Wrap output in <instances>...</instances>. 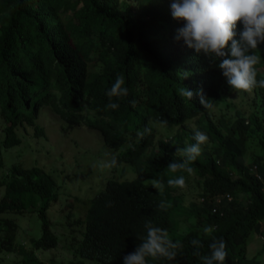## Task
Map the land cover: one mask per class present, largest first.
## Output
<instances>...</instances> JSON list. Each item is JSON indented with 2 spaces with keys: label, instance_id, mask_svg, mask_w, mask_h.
<instances>
[{
  "label": "trees",
  "instance_id": "16d2710c",
  "mask_svg": "<svg viewBox=\"0 0 264 264\" xmlns=\"http://www.w3.org/2000/svg\"><path fill=\"white\" fill-rule=\"evenodd\" d=\"M136 2L133 7L129 0H0V165L1 146L20 141L17 125H32L35 135L42 134L35 121L42 103L69 125L81 122L97 128L106 146L122 145L114 155L117 161H128L145 177L158 176L165 188L153 190L139 178H108L87 205L79 252L103 264H123L138 238L146 235V223L170 231L173 201L166 183L179 176L188 181L189 173H173L167 165L184 161L182 150L195 143L194 131L199 130L208 141L186 165L193 168L198 188L191 198L194 220L183 233H168L183 246L175 260L149 257L147 264H202L192 255L191 240L199 239L201 255H206L208 244L219 238L226 242L225 264H259L254 254L246 255L245 245L255 231L264 248V89L250 91L246 113L240 106L233 119L221 115L214 120L211 108H203L195 93L202 90L212 107L231 101L236 91L217 67L220 60L212 62L175 39L184 21L172 17V0ZM59 5L71 9L65 22ZM242 30L237 22L235 39ZM253 54L259 59L257 80L264 79V43ZM117 74L125 77L129 94L118 101L119 109L110 110L105 93ZM182 88L194 93L191 101L181 95ZM133 100L135 106L129 103ZM191 118L194 127L186 123ZM156 124L169 129L167 136L154 140ZM145 127L151 134L138 138ZM251 144L254 152L243 162ZM0 185V255L15 251L21 257L13 264H42L33 249L57 242L46 214L57 197L53 176L38 165L14 162L0 175ZM36 199L40 233L27 246L16 238L17 222L10 213L33 209ZM161 201L166 210L158 207ZM205 228L213 231L205 233Z\"/></svg>",
  "mask_w": 264,
  "mask_h": 264
},
{
  "label": "clouds",
  "instance_id": "9594fccd",
  "mask_svg": "<svg viewBox=\"0 0 264 264\" xmlns=\"http://www.w3.org/2000/svg\"><path fill=\"white\" fill-rule=\"evenodd\" d=\"M170 8L171 15L174 19L184 21V27L177 30L175 39H183L188 48L194 49L197 54H203L212 62L220 60L217 67L221 70L222 75L226 78V82L232 90H236L237 92H250L256 87L264 89V79L257 80L255 65L259 63V59L253 54V50L257 49L260 43H264V0H172ZM237 22L243 25V30L240 33L239 39L234 38L236 35L234 30L236 29ZM226 48L227 51H225ZM124 85L125 77L123 74H117L115 82L105 93L108 98V103L106 105L108 109H119L120 104L118 101L128 96L129 91ZM181 95L190 101L194 97V93L186 88L181 89ZM195 95L199 97V103L203 108L208 109L212 107L211 100L207 99L202 94V90H197ZM114 100L117 102H114ZM129 103L135 106L136 102L133 100ZM64 121L67 123L66 120ZM78 123H73L71 125L67 123L65 128L72 127ZM164 123L167 122L164 121ZM84 125L90 127L86 124ZM151 131V128L145 127L143 131L137 132V137L143 139L146 135H150ZM193 139L195 143L188 145L182 150L183 156L185 157L183 162L172 161L168 163L167 168L171 172L175 173L180 169L186 170L189 174L193 172V168L186 167V165L194 162L200 156L202 145L206 144L208 137L205 133L195 130ZM114 149H116V151L113 153L110 163L102 162L100 166L111 168L115 167L117 163L119 164L122 162V170L119 173H122L125 177L119 180L113 177L109 178H113L117 181L139 178L153 188V190L162 191L165 188L164 182L160 180L158 176L145 177L138 173L141 171H138L136 167L128 161L124 159L117 161L114 155L118 151V148ZM177 151L181 150L177 149ZM127 169L134 172V176H127ZM107 179L108 177L106 180ZM152 179L155 180L152 181ZM105 182L103 184L104 186ZM166 184V187H168L167 191L171 194L170 198L173 201L172 205L169 207L170 231H168V229L155 227L150 222L146 223V235L138 238L140 239V243L133 253L123 258V264H147L146 258L149 257L153 259L166 258L172 261L175 260L179 250L182 249V244L179 241L173 242L169 238L168 233L181 234L193 222L194 211L191 204L192 197L189 198L192 189L190 191H172L175 187L180 189L185 187L184 176L170 178L167 180ZM104 186H102V188ZM90 198L87 201L86 208ZM198 198L202 200V196ZM218 198L219 196L216 195L214 201H218ZM158 207L162 210H166L168 205L164 201H161ZM86 208L82 220L83 222H85ZM174 210H179L177 220ZM181 217H183V220ZM204 231L205 233H211L213 229L205 228ZM53 233L56 234L55 232ZM191 245L193 246L192 255L200 257L202 264H225L227 257L226 242L222 238L213 239L208 244L210 254L206 255H201L200 249L202 243L199 239H192ZM259 249L264 250V248L261 247V242ZM79 256L81 259H91L93 263L94 261L99 262L94 258L81 255L78 247V257ZM81 259L76 258L75 261L81 263Z\"/></svg>",
  "mask_w": 264,
  "mask_h": 264
},
{
  "label": "rangeland",
  "instance_id": "374dc122",
  "mask_svg": "<svg viewBox=\"0 0 264 264\" xmlns=\"http://www.w3.org/2000/svg\"><path fill=\"white\" fill-rule=\"evenodd\" d=\"M145 1L147 2V0ZM155 1L149 0V2ZM129 2L133 7L137 5L136 0H129ZM57 9L60 18L65 22L71 9L69 7L64 9L62 5H59ZM98 66L99 64L96 63L93 68L97 69ZM261 70L264 72V62L261 65ZM249 96L250 92L236 91L230 96L231 101H228V104L222 101L209 109L211 117L216 120L218 116L223 115L233 119L235 108H240V106L246 113L249 109ZM35 121L43 128L42 134L35 135L32 125H17L15 130L20 141L7 147L1 146L2 163L0 165V175H3L12 163L19 162L25 167L38 165L51 173L54 178L57 197L46 208V214L51 222V230L57 235V243L52 247L34 248L33 251L42 264H103L78 257V247L83 235L84 222L82 220L88 199L104 186L107 177L118 180L125 177L119 173L122 170V162L111 168L100 166L102 162L110 163L116 149L103 143L97 128L87 127L83 123L65 128L67 123L46 103L41 104L38 108ZM186 123L192 127L195 126L193 118L186 120ZM3 124L0 115V142L3 137ZM153 130L154 140L158 136H167L169 132V129L157 124L154 125ZM173 130L174 128L171 131ZM126 137L125 141L127 142L130 135H126ZM251 143L254 144L253 141ZM121 147L123 146L121 145L118 149ZM253 147L251 144L244 151L243 162L250 159L251 153L254 152ZM131 175L134 176V172L127 169V176ZM236 175L238 174H233V176ZM187 178L188 181H185L183 189L175 187L172 191L180 192L192 189L189 194V198H191L198 188L194 185V178L191 174ZM154 180L152 179V181ZM2 189L3 186L0 185V193ZM39 201L36 199L33 202V209H26L22 213H10L17 222L16 238L27 246L31 244L29 238L36 237L40 233L39 217L35 209ZM174 213L177 220L179 210H174ZM181 218L183 220V217ZM261 240L257 232L251 231L246 238L245 253L247 256L254 254L256 260H259L258 263L264 264V250L259 249ZM20 257L21 254L15 251L1 253L0 264H13L15 261H19ZM76 258H80L81 263H77Z\"/></svg>",
  "mask_w": 264,
  "mask_h": 264
}]
</instances>
